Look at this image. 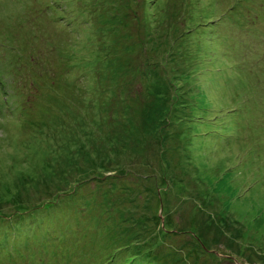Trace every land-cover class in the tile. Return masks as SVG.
<instances>
[{
    "label": "rangeland",
    "instance_id": "374dc122",
    "mask_svg": "<svg viewBox=\"0 0 264 264\" xmlns=\"http://www.w3.org/2000/svg\"><path fill=\"white\" fill-rule=\"evenodd\" d=\"M0 56L3 263L264 264V0H0Z\"/></svg>",
    "mask_w": 264,
    "mask_h": 264
},
{
    "label": "trees",
    "instance_id": "16d2710c",
    "mask_svg": "<svg viewBox=\"0 0 264 264\" xmlns=\"http://www.w3.org/2000/svg\"><path fill=\"white\" fill-rule=\"evenodd\" d=\"M58 19L61 20V19H63V17L62 16H59ZM64 20L66 21L67 18H64ZM47 48L48 49H44V50L42 49L43 52H48L50 50L49 49V48H51V44L50 43H49V46ZM35 49H37V47H35ZM16 58H19V57H16ZM0 60H2V56H0ZM8 65H7V67H8ZM7 67H5V72L4 71H0V113H3V114H5V115H7L9 117H12V118L15 117V118H17L19 120V118L21 119V117L25 115V110L27 108V105L25 103H23L25 101L21 97L14 98V95L11 92V86H13V82L10 80V77H11V73L12 72L20 73V68L21 67L15 66V68L13 70H11L10 72L7 70ZM42 74L43 75L46 74V71H44V70L41 71L40 75H42ZM41 85H45V88L44 89H46L47 92L49 93V90L51 88V85H48V84H38V83H35L32 86L29 85L28 88L25 89V91L27 89L28 90H32L33 96L36 97V99L43 100L44 98L41 97V95L39 94V92L41 91L40 90V86ZM33 87L34 88H37V89L36 90L35 89L33 90ZM0 126L3 127V131L6 133L7 126L4 125L3 123H0ZM5 137H6V135H5ZM154 154H156V153H154ZM154 170L155 171L156 170H159L158 166L156 168L154 167ZM155 171H154V173H155ZM152 182H154V181H152ZM153 185H155V183H153ZM172 187H174V185H172ZM108 235H113V234H108ZM24 249H25V247H24ZM27 250L28 249H25L26 252H27ZM29 250H31V252H32V248L31 247H29ZM37 254H38V257H39V252L35 251V255H37ZM17 256H20L21 257V254L20 253H17ZM22 260H23V262H20V264H34L33 261L26 262L27 259H24L23 257H22ZM10 262L12 264H17L18 261H14V263H13L11 261V259H10ZM0 264H5V263H3L0 260ZM7 264H9V263H7ZM18 264H19V262H18Z\"/></svg>",
    "mask_w": 264,
    "mask_h": 264
},
{
    "label": "water",
    "instance_id": "95a60500",
    "mask_svg": "<svg viewBox=\"0 0 264 264\" xmlns=\"http://www.w3.org/2000/svg\"><path fill=\"white\" fill-rule=\"evenodd\" d=\"M234 260L236 261V259H233V264H235ZM238 261V260H237Z\"/></svg>",
    "mask_w": 264,
    "mask_h": 264
}]
</instances>
